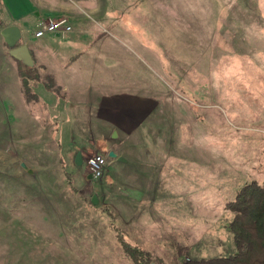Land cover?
Masks as SVG:
<instances>
[{
    "label": "rangeland",
    "instance_id": "rangeland-1",
    "mask_svg": "<svg viewBox=\"0 0 264 264\" xmlns=\"http://www.w3.org/2000/svg\"><path fill=\"white\" fill-rule=\"evenodd\" d=\"M62 1L77 12L72 33L83 32L78 51L67 50L68 59L86 62L72 76L136 94L137 112L143 103L156 110V128L145 140L144 126L132 132L131 163L117 164L113 183L103 185L107 166L99 180L86 179L87 159L105 157L100 149L86 148L80 166L64 163L61 148L47 154L53 148L39 145L26 156L35 162H25L14 127L0 123V264H133L103 209L153 264L235 253L224 207L245 184L264 181V0H94L98 10L84 14L79 7L93 0ZM25 22L21 41L48 42L34 41ZM5 50L0 36V55ZM52 53L43 59L61 62L64 52ZM31 69L51 77L48 67Z\"/></svg>",
    "mask_w": 264,
    "mask_h": 264
},
{
    "label": "crops",
    "instance_id": "crops-1",
    "mask_svg": "<svg viewBox=\"0 0 264 264\" xmlns=\"http://www.w3.org/2000/svg\"><path fill=\"white\" fill-rule=\"evenodd\" d=\"M83 1L87 2V0ZM70 2L76 5L78 1L71 0ZM22 4L26 6L25 9L22 8ZM96 5L97 3L95 4L93 0L90 6L83 5L79 9L83 14L94 13L98 10ZM2 8L6 13L4 22L8 26H17L20 31L23 28L22 25L26 24L25 20L34 25L35 31L37 23L48 18L65 19L72 29V21L77 16L76 10L67 1L62 0L57 3L54 0H35V5L27 0H3ZM80 34H83L81 30L78 33L71 31L67 36L47 34L39 38H48V42L42 44L36 42L29 44L21 41V44L28 47L33 66L48 67L51 73L50 79L46 81L39 77L36 81H29V93H26L22 87L20 75L26 73V70L21 67L23 64L9 56L10 49L4 44L6 50L0 57L3 58L4 55L7 57H4L5 60H0V123L6 127L8 124L14 127L15 139L22 141L20 145L22 154H16L20 155L22 161L25 162H35L26 156H35L34 149L39 145L48 149L54 146L61 148L65 156L64 163H67L68 158L76 164L79 163L80 166L83 163L86 148L92 146L100 149L108 163L103 178V185H107L113 183L115 173L121 169L117 164L131 163L125 152L129 153L132 132L142 130L144 126V130L149 131L144 136V140L151 137L150 130L156 128L154 126L156 120H152L151 115L157 112L151 109V105L145 106L144 103L137 112L136 94L105 92L97 85L93 86V83H97L95 81L72 76L73 73H78V71H72V67H84L86 63L79 59L82 57L79 54L68 59L67 50L75 47L74 51H78L76 42L79 39L76 37ZM58 38L65 42L67 40L75 42L73 44L67 42L62 46L50 43ZM45 51L53 52L51 57L63 55V59L61 62L57 59L47 62L43 59ZM55 52L64 53L59 55ZM91 66L96 67L98 63L91 62ZM51 67L60 70L58 75L57 69L52 72ZM27 99L31 100L28 102ZM127 139L125 150L123 145ZM25 141L31 142L28 151H24ZM50 150L53 152L47 154L55 153L54 148ZM110 151H113L117 157L125 159L126 162L121 163L109 158ZM45 161L50 162L51 160ZM78 173L79 167L76 171V178ZM88 175L87 173V177ZM67 177L71 181L74 180V176L70 174ZM134 191L137 193V189ZM151 196L149 191L148 197L151 198Z\"/></svg>",
    "mask_w": 264,
    "mask_h": 264
},
{
    "label": "trees",
    "instance_id": "trees-1",
    "mask_svg": "<svg viewBox=\"0 0 264 264\" xmlns=\"http://www.w3.org/2000/svg\"><path fill=\"white\" fill-rule=\"evenodd\" d=\"M6 27L8 24L0 20V32ZM21 67L26 70V73H20L22 87L29 93V81H36L38 77L33 69ZM67 178L68 186L76 193L72 181ZM224 208L232 214L227 229L232 234L235 253L225 257L191 260L186 264H264V181H251L242 186ZM103 211L109 216V226L114 231L115 241L123 255L133 264H153L151 254L130 244L123 231L114 226L109 211Z\"/></svg>",
    "mask_w": 264,
    "mask_h": 264
},
{
    "label": "built area",
    "instance_id": "built-area-1",
    "mask_svg": "<svg viewBox=\"0 0 264 264\" xmlns=\"http://www.w3.org/2000/svg\"><path fill=\"white\" fill-rule=\"evenodd\" d=\"M72 31L65 19L54 20L51 18L41 20L37 23L33 36L36 39L42 38L47 34H61L67 36ZM107 164V158L100 154H94L86 161V169L91 176V180H99Z\"/></svg>",
    "mask_w": 264,
    "mask_h": 264
},
{
    "label": "water",
    "instance_id": "water-1",
    "mask_svg": "<svg viewBox=\"0 0 264 264\" xmlns=\"http://www.w3.org/2000/svg\"><path fill=\"white\" fill-rule=\"evenodd\" d=\"M0 36L7 48L10 49L9 56L11 58L22 63L26 67L33 66V60L29 53L28 47L26 45L21 44L22 35L20 29L17 26L13 25L4 28L0 32ZM108 157L111 159H115L121 163L126 162L125 159L117 157V155L113 151H110L108 153ZM87 179L91 180V176L88 175ZM91 203L94 206L98 204V200L95 196L92 197Z\"/></svg>",
    "mask_w": 264,
    "mask_h": 264
}]
</instances>
